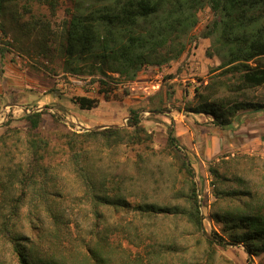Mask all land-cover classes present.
I'll use <instances>...</instances> for the list:
<instances>
[{"label":"trees","instance_id":"obj_1","mask_svg":"<svg viewBox=\"0 0 264 264\" xmlns=\"http://www.w3.org/2000/svg\"><path fill=\"white\" fill-rule=\"evenodd\" d=\"M22 1L27 13L34 3L56 7L55 0ZM19 2L0 0V32L5 36L8 30L4 21L9 16L17 20L19 12L15 7ZM205 8H209L213 18L195 36L199 12ZM62 28L60 52L64 72L97 77L94 80L102 86L97 98L79 95L71 99L81 110H93L106 100L103 96L109 92L108 81L132 82L146 68L171 67L188 55L191 45L200 39L210 40L206 55L218 58L220 64L195 88L194 99L185 111L205 114L216 125L229 127L241 112L264 110V102L258 98V91L264 86V0H77L74 12L68 10ZM0 44L1 55L12 46L3 42L1 36ZM49 93L63 97L58 89ZM161 96L159 90L147 101H134L126 126L86 130L82 134L63 133L62 139L76 173L86 185L85 196L96 218L89 240L83 243L88 259L94 264H107L99 249H105L109 235V230L102 234V208L132 209L139 221H170L177 229L179 222L185 221L198 242L207 245L206 256L199 264H211L218 245H242L250 260L264 254V176L248 178L234 174L231 178L220 171V165L211 166V190L216 201L210 214L217 228L206 231L201 212L207 204L205 179L198 178L173 127L169 128L165 148L174 156L172 170L166 171L160 160H153L155 133L143 123L142 113L147 114L148 110L156 116L165 114ZM169 97L172 98L171 93ZM24 119V137L16 128L0 135V241L10 244L18 264H74L67 257L58 256L64 249L70 224L68 219L65 221L64 211L55 214L49 206V190L55 189L56 183L47 165L53 149L43 132L44 111H29ZM96 139L104 140L109 148L122 144L141 147L134 155L132 169L118 171L114 165L93 169L83 153L88 152L86 144ZM23 155H27V160ZM217 202L236 205L214 211ZM26 205L31 207L30 224L39 221L44 235L47 231L40 211L46 206L53 225L52 243L58 252L40 256L15 232ZM93 240L98 243L96 248L91 245ZM160 246L163 247L162 243ZM178 250L172 241L165 246L164 253L176 254Z\"/></svg>","mask_w":264,"mask_h":264},{"label":"rangeland","instance_id":"obj_2","mask_svg":"<svg viewBox=\"0 0 264 264\" xmlns=\"http://www.w3.org/2000/svg\"><path fill=\"white\" fill-rule=\"evenodd\" d=\"M23 4L24 2L20 0L19 4L15 7L19 12L17 13V20H12L9 16L4 21L8 30V36L0 32L2 41L12 44L8 48L9 52H6L4 55L0 54V83L3 91L0 94V99L2 103H7L3 109L0 107V128H2L0 129V135L8 129L16 128L19 131L18 133L24 137L27 131V122L24 117L27 113L33 110L44 111L43 132L50 140L51 147L54 150H52V156L47 160V165L55 175L56 183L55 189L51 188L49 190L51 192L49 197L51 203H49V206L55 214L60 210L64 211L65 221L68 219V224H70L69 228L67 225L68 229L65 236L67 239L64 242V249H62L61 254L58 256L67 257L74 264H94L93 261L88 259V252L84 248L83 243L89 240L91 229L95 227L96 218L93 215L92 205L85 196L86 185L83 183L81 176L76 173L75 166L71 161V153L62 139L64 132L71 131L82 134L87 129L95 130V127H97L92 126L94 122L87 121L81 117L80 113L83 111H80L79 108L75 109L72 106L71 99L83 95V93L76 89L65 76V74L70 72H64L63 56L60 52L63 23L67 19L68 10L74 12L77 0H55V9H52L50 4L40 5L34 3L30 13H27L23 9ZM212 18L213 16L209 8H205L199 12V22L193 31V35H199L211 22ZM195 42L196 54L200 41L197 40ZM192 49L193 47L190 48L185 59L181 61V64L184 66L189 64L188 62H192L193 57L190 59ZM205 58H207L206 52H204L203 60ZM181 64L177 66L175 73H171L169 69H166L167 67L149 68L154 73L163 71L162 82L157 86H153L154 94L149 96L145 95L135 98L128 89H120L116 85L117 81H111L108 89L109 92L105 93L103 97L104 99L106 98L105 101H115V107L111 106L110 108L113 109H108L104 101L103 105L105 108H99L98 112L100 115H103L107 111H112L116 114L124 111L127 112V115H130L129 108L134 101H147L149 97L154 96L159 90L162 92V108L165 113L172 112L173 109L177 111L186 110L188 104L194 99L195 88L202 83L201 81L209 77L210 70L216 66L205 67L204 72H201L199 69L192 75L196 80L195 83L193 84L190 80L191 78L187 77L186 85L182 86L183 82L172 83L170 82L171 78H169L181 71ZM5 65H11L15 70V83L13 86L9 85L8 80H6ZM61 80L65 82L63 87L61 86ZM95 81L93 80V82ZM19 82L23 86H20ZM26 83L32 85V87L29 86V89H32L33 85L38 86V89L28 90ZM195 84L197 85L194 86ZM178 85L182 87L179 89L175 88ZM101 87L100 84L97 93L91 96L95 98L99 97L98 92ZM191 87L192 91L189 93V88L191 89ZM23 89L24 91H22ZM55 89H58L59 93L63 96L58 97L60 112L54 109L56 108L55 102L52 100V94L49 93ZM184 89L187 90L186 95ZM178 90L182 91V93H178ZM43 93L44 95H42ZM170 93L172 94V98L169 97ZM191 94L192 99L189 98ZM45 95H47V99H43L42 104L31 101V98L38 96L44 98ZM125 98L130 100L127 104L124 101ZM258 98L264 102V86L259 89ZM22 99H25V101L19 102ZM12 104L16 105L12 106ZM145 112L147 114L142 113L143 123L149 127L150 131L155 133V154L153 160H160L163 168L166 171H171V164L175 163L174 156L170 152H167L165 148L168 131L169 128L173 127V123L169 124L164 122V120L162 121L161 118H158L159 116L151 114L148 110ZM84 113L90 115L92 112L88 111ZM114 119L117 118L105 119L104 122L111 124L110 126H126L120 118ZM81 121L88 123L89 126L81 125ZM116 121H118V124H114ZM102 125L107 124L98 126ZM85 149L88 152L83 153L84 159H89L88 162L92 165L93 169L98 170L106 168L109 165H114V169L124 171L132 169L134 155L141 147L132 148L122 144L109 148L104 140L96 139L88 142ZM233 153H224L220 156L219 161H213L212 164H209L206 168V174L208 171L210 172L211 166L220 165V171L231 178L234 174L248 178L252 176L262 178L264 176V154H249L244 151ZM21 157L27 160V155ZM222 160H226L228 163L220 162ZM211 178L213 179L212 175ZM203 184H206V179ZM232 205L234 206L236 203L217 202L213 210L220 209L221 211L223 208ZM30 211L31 207L26 205L22 210L21 219L16 222L15 232L22 235L24 240L28 241L38 254L40 253V256L47 252H58L54 246L55 244L52 243L53 234L50 231L53 225L51 224V218L47 217L50 213L47 212L46 206H43L40 211V217H42L43 223L46 225L45 230L47 232L45 235L43 234V226L40 225L39 221L30 224ZM102 212L104 213L102 216V234L108 233L109 230V235L106 240L105 249H99L102 250L107 264H199L206 256V243L204 241L198 242L193 229L185 221H180L177 229L170 221L159 219L155 224H152V220L145 219L139 221L138 216H136L133 210L128 208H119L118 210L102 208ZM172 241L175 242L179 252L171 255L164 253L165 246ZM160 243H162L163 247L160 246ZM91 245L96 248L98 243L93 240ZM215 248L216 253L211 264H250L254 261L257 264H261L264 260V254L250 260L242 245L229 247L218 245ZM0 264H18L10 244L6 240L0 241Z\"/></svg>","mask_w":264,"mask_h":264},{"label":"crops","instance_id":"obj_3","mask_svg":"<svg viewBox=\"0 0 264 264\" xmlns=\"http://www.w3.org/2000/svg\"><path fill=\"white\" fill-rule=\"evenodd\" d=\"M199 41L200 44L197 47L195 56L192 58V62L183 66L180 69L181 71L179 73H176V75L170 79V82L176 83L180 81L183 82L182 86H185L187 82V77H189L191 78L190 80L194 84L196 81L192 77L194 72H197L199 69L201 70V72H204L205 67H217L220 64L219 59L216 57H207L203 60L204 52H206L205 50H207V48L210 46V40L200 39ZM186 55L187 54H185L179 62L175 63L171 67H167L166 69H169L171 73H175L177 66L181 64V61L185 59ZM4 68L6 70V80H8L9 85L13 86V84L15 83V70L11 65H5ZM149 68L144 69L141 72L138 80L142 81L143 83L152 82L154 85L157 86L162 82V80L159 79L160 75L163 74V71L154 73L153 71L149 70ZM19 83L20 86H23L21 85V82ZM26 84V88L28 90L32 91L33 89H38V86L34 85L32 89H29V86L32 87V85L28 83ZM196 85L197 84H195L194 86ZM182 86L178 85L175 86V88L179 89ZM22 91H24V89ZM191 91L192 87L191 89L189 88V93ZM1 93H3V91L0 83V94ZM178 93H182V91L178 90ZM184 93L186 95V89H184ZM42 95H44V93ZM52 98L53 102H55L56 107L54 109L60 112L61 110L58 108V97L52 95ZM189 98H193L192 94ZM43 99H47V95H45L44 98L42 96L31 98V101H35L37 104H42L44 101ZM23 100L25 101V99H22L19 100V102L22 103ZM124 101L127 104L130 100L125 98ZM103 102L104 101L102 100L101 105L98 108L90 110L89 112H92L90 113V115L84 113L88 112L87 110L79 109L80 111H83L80 113L81 117L87 121L94 122V125L92 126H98L101 124L111 125L105 123V119L107 120L111 118H120L123 121V119L128 116L127 112L124 111L121 113L119 112L117 114L115 112L113 113L112 111H107L103 115H100L98 111L99 108L101 109V107H104ZM114 102L115 101L112 100L105 101V105L108 109L112 110L113 108L110 107H115L116 103ZM6 105L7 103H2V100L0 99V107H2L3 109V107H5ZM13 105L14 104H12V106ZM72 106L75 109L78 108L75 104H72ZM74 113L78 114L77 112ZM158 118H161L162 121L164 120V122L166 123H173L175 135L180 140L181 145L185 147L186 153L191 161V164L198 174V178L206 179L207 166L209 164H212L213 161H219L220 156L224 153L244 151L248 152L249 154H264V110L241 112L236 116L233 124L229 127H221L216 125L213 122L212 117L207 116L205 114L190 113L185 110L177 111L173 109L172 112L160 114ZM114 124H118V121H116ZM81 125L89 126L88 123L83 121H81Z\"/></svg>","mask_w":264,"mask_h":264},{"label":"built area","instance_id":"obj_4","mask_svg":"<svg viewBox=\"0 0 264 264\" xmlns=\"http://www.w3.org/2000/svg\"><path fill=\"white\" fill-rule=\"evenodd\" d=\"M191 47H193L192 49L193 51L191 53L190 59L194 57L195 49H196V42H194L191 45ZM188 63L190 64L191 62H188ZM65 76L67 77L69 81L72 82V85H74L76 89H78L79 91H81V93H83V95H88L92 97L91 95H94L95 93H97V89L100 85V81L96 80L95 82H93L95 78L98 79L97 77H91V76L78 77L71 73H67L65 74ZM112 76L116 79L119 78L118 74H113ZM161 79H163V74L160 75L159 80ZM108 82L111 83L110 81ZM64 85H65V82L61 80V86L63 87ZM116 85L120 89H128L135 98H139L145 95L149 96L154 93V87H153L154 84L152 82L143 83L139 81L138 79L132 82H129V81L125 82V81L117 80ZM127 121H128V116L123 119V124L124 125L127 124ZM211 181H212V178H211L210 172L208 171V173L206 174V184L204 188V193L207 195V204L201 207V212L204 217L203 225H204L205 230L208 232L211 231L212 228H217L210 214V210L212 207L211 205L216 201L215 196L212 194Z\"/></svg>","mask_w":264,"mask_h":264},{"label":"water","instance_id":"obj_5","mask_svg":"<svg viewBox=\"0 0 264 264\" xmlns=\"http://www.w3.org/2000/svg\"><path fill=\"white\" fill-rule=\"evenodd\" d=\"M108 127H110V125L97 126V127H95V130L105 129V128H108ZM87 130H90V129H87Z\"/></svg>","mask_w":264,"mask_h":264}]
</instances>
